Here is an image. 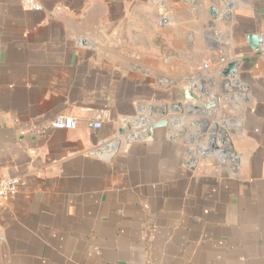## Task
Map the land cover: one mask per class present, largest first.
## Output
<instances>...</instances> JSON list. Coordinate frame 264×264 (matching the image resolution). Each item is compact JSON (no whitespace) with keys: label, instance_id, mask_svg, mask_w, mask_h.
I'll return each instance as SVG.
<instances>
[{"label":"crops","instance_id":"obj_1","mask_svg":"<svg viewBox=\"0 0 264 264\" xmlns=\"http://www.w3.org/2000/svg\"><path fill=\"white\" fill-rule=\"evenodd\" d=\"M36 1L0 0V264H264V0Z\"/></svg>","mask_w":264,"mask_h":264},{"label":"water","instance_id":"obj_2","mask_svg":"<svg viewBox=\"0 0 264 264\" xmlns=\"http://www.w3.org/2000/svg\"><path fill=\"white\" fill-rule=\"evenodd\" d=\"M182 1L190 3L192 0H182ZM220 4H222V1H220ZM209 13L212 21L214 22L223 20L225 16L229 14L228 11L220 12L219 7L216 5L209 6ZM247 40L252 49L259 48L263 42V38L256 33L247 34ZM237 73H238V67L235 61H230L229 63H227V65L224 68L220 70V74L222 75V77L225 78L234 77L237 75ZM204 92H205V82L202 80L197 81V83L195 84L182 86V94H183L182 100L189 107V109L186 112L188 115L201 114L203 113V111H210L211 109H216L217 103L216 100L213 99L216 98L217 95L213 94L212 99L206 100L203 96ZM240 107L241 106L238 103L234 104V109H239ZM167 125H168V120L163 119L153 124L151 128L155 129L157 127H165ZM232 125L237 129L240 126L238 122H233ZM205 128L206 125L202 127V130H204ZM123 132L124 131L122 129L119 130V133H123ZM226 143H228L227 135H223L220 139H218L215 134H211L209 140V150L215 153L216 155L222 152L223 154L234 156V152L222 147V145ZM187 165L189 166L192 165L191 160L187 162Z\"/></svg>","mask_w":264,"mask_h":264},{"label":"built area","instance_id":"obj_3","mask_svg":"<svg viewBox=\"0 0 264 264\" xmlns=\"http://www.w3.org/2000/svg\"><path fill=\"white\" fill-rule=\"evenodd\" d=\"M21 3L23 6L29 7L34 10H38L40 8V5L36 0H21ZM209 64L210 60H206L204 62V67L207 68ZM220 64V69H222L226 64L223 58L220 59ZM90 125L93 127H99L100 122H92L90 123ZM52 126L63 129H74L77 126V120L71 114H58L54 117ZM18 182V179L15 177L0 179V199L13 197L16 193Z\"/></svg>","mask_w":264,"mask_h":264},{"label":"rangeland","instance_id":"obj_4","mask_svg":"<svg viewBox=\"0 0 264 264\" xmlns=\"http://www.w3.org/2000/svg\"><path fill=\"white\" fill-rule=\"evenodd\" d=\"M234 80H237V79H233L232 82H229V84H230L229 87H227L229 84H226V85L224 86V87H226L225 89H228V90H229V89H233V90H235V87L231 85V83L233 84V81H234ZM217 86H220V85L217 84ZM236 90H238V89H236ZM224 93H225V92H223V91H220V92L218 93V98H219V100H220V105H221L222 95H223ZM228 93H230V92L228 91ZM236 98H237V97H236ZM223 106H224V105H223ZM231 106H232V105H231ZM232 107H233V106H232ZM196 117L199 118L200 116L198 115V116H196ZM228 118L231 119L230 117H228ZM217 119H218V122L213 123V126H214L213 128L211 127V124H208V127L206 128V132H205V130H204L203 132H201V134L204 135V134H206L207 132H208V134H209V133H214V132L211 130V128H212L213 130L216 129V131H218V132H225V133H229V132L233 131L234 128H233L232 123H233L234 121H233L232 123H230V125H229V127H228L227 129H225V128L222 129V128H221V126H222L221 124H222V123H221V121H220L221 117L219 116ZM203 122H204V121H202L201 123H203ZM201 123H200V127H201V126L203 127V125H202ZM211 123H212V122H211ZM226 130H227L228 132H227ZM216 133H217V132H216ZM203 135H202V136H203Z\"/></svg>","mask_w":264,"mask_h":264},{"label":"bare ground","instance_id":"obj_5","mask_svg":"<svg viewBox=\"0 0 264 264\" xmlns=\"http://www.w3.org/2000/svg\"><path fill=\"white\" fill-rule=\"evenodd\" d=\"M231 84H232V83H231ZM229 86H230V84H229L227 87H229ZM232 86L235 87V90H236V89H239V88L241 87V85H239V83H238V80H234ZM241 88H242V87H241ZM241 88H240V89H241ZM243 88H244V87H243ZM243 88H242V89H243ZM241 92H242V91H241ZM225 98H226V97H225ZM226 100H227V99H226ZM204 152H205V151H204Z\"/></svg>","mask_w":264,"mask_h":264}]
</instances>
